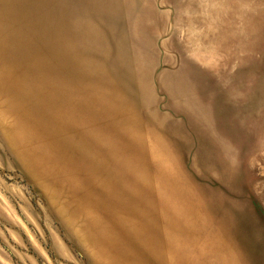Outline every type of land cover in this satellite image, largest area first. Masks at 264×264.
Wrapping results in <instances>:
<instances>
[{"label":"rangeland","instance_id":"obj_1","mask_svg":"<svg viewBox=\"0 0 264 264\" xmlns=\"http://www.w3.org/2000/svg\"><path fill=\"white\" fill-rule=\"evenodd\" d=\"M0 264H264V0H0Z\"/></svg>","mask_w":264,"mask_h":264},{"label":"bare ground","instance_id":"obj_2","mask_svg":"<svg viewBox=\"0 0 264 264\" xmlns=\"http://www.w3.org/2000/svg\"><path fill=\"white\" fill-rule=\"evenodd\" d=\"M77 26L78 25L75 23V26H74L73 30H74V33L76 34V36L78 37V39L82 42V38L80 37L81 35L76 31V30H80V28H78ZM84 91L88 92L87 90H84ZM19 93L25 95L28 98H30V100H32V99L36 100V97L34 96V92L31 89L30 90L20 89ZM32 93H33V95H32ZM67 93L70 96L69 92H67ZM80 107H84V106H80ZM88 108H90V107L85 106V109H88ZM58 118L60 119V121L64 120L63 118H60V117H58ZM92 152H93L94 155L92 157H90L91 160H93L98 165L103 166V161L96 157L97 156L96 152L95 151H92ZM122 162H124V161L122 160Z\"/></svg>","mask_w":264,"mask_h":264}]
</instances>
